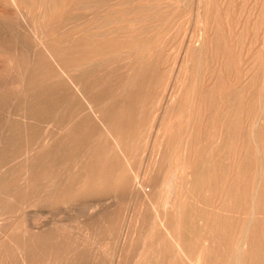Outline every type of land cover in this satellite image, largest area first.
Segmentation results:
<instances>
[{
    "label": "rangeland",
    "instance_id": "1",
    "mask_svg": "<svg viewBox=\"0 0 264 264\" xmlns=\"http://www.w3.org/2000/svg\"><path fill=\"white\" fill-rule=\"evenodd\" d=\"M14 1L0 0V264H264V0Z\"/></svg>",
    "mask_w": 264,
    "mask_h": 264
},
{
    "label": "bare ground",
    "instance_id": "2",
    "mask_svg": "<svg viewBox=\"0 0 264 264\" xmlns=\"http://www.w3.org/2000/svg\"><path fill=\"white\" fill-rule=\"evenodd\" d=\"M16 1H17V0H16ZM16 1H14V2H16ZM16 3H17V2H16ZM13 4H15V3H13ZM23 17H24V16H23ZM24 19H25V18H24ZM199 19H200V17H199ZM200 22H201V21H200ZM26 23H27V22H26ZM203 23H204V22H203ZM28 24H29V23H28ZM34 36H36V35H34ZM45 37H46V36H45ZM198 38H199V37L197 36V39H198ZM194 39H195V38H194ZM45 40H46V39H45ZM196 44H197V42H196ZM196 44H195V45H196ZM44 48H45V46H44ZM140 49H141V48H140ZM199 49H201V48H199ZM199 49H198V51H199L198 53H200V51H201V50H199ZM34 50H35V49H34ZM48 51H49V50H48ZM140 51H141V50H140ZM151 53H152V52H151ZM50 55H51V54H50ZM56 55H57V54H56ZM139 56H140V55H139ZM143 56H144V55H143ZM50 57H52V56H50ZM32 59H33V56H32ZM59 60H60V59H59ZM32 61H33V60H32ZM54 61H55V60H54ZM137 61H139V60H137ZM137 61H136V62H137ZM30 62H31V61H30ZM54 63H55V62H54ZM30 64H31V63H30ZM39 64H40V63H39ZM135 64H136V63H135ZM29 66H30V65H29ZM64 66H65V65H64ZM67 66H68V65H67ZM26 67H27V66H26ZM18 68H19V67H18ZM56 68H57V67H56ZM66 70H67V69H66ZM72 70H73V69H72ZM133 70H134V69H133ZM69 71H70V70H69ZM61 72H62V71H61ZM40 73H41V72H40ZM60 74H61V73H60ZM63 74H64V72H63ZM65 74H66V73H65ZM32 75H33V74H32ZM23 76H24V75H23ZM33 76H34V75H33ZM20 78H22V76H21V77L19 76V79H20ZM23 79H25V78L23 77ZM20 80H21V79H20ZM46 80H48V79H46ZM68 80H69V79H68ZM138 80H139V79H138ZM20 82H21V81H20ZM22 83L24 84V82H22ZM26 83H27V82H26ZM71 83H72V82H71ZM142 83H143V81H142ZM20 84H21V83H20ZM53 84H54V83H53ZM148 84H149V83H148ZM21 86H23V85H21ZM213 87H215V86H213ZM31 88H32V87H31ZM64 88H65V87H64ZM77 88H78V86L76 85V88H75V89H77ZM206 88H207V87H206ZM206 88H205V89H206ZM20 89H22V88L20 87V88H19V91H21ZM207 89H208V88H207ZM241 89H242V88H241ZM75 91H76V90H75ZM78 91H79V90H78ZM80 91H81V90H80ZM179 91H180V89H179ZM179 91H178V93H179ZM239 91H240V90H239ZM175 94H177V93H175ZM203 94H204V93H203ZM225 94H226V92H225ZM172 95H173V94H172ZM177 95H178V94H177ZM179 95H180V94H179ZM174 96H175V95H174ZM174 96H172V97H174ZM201 96H202V95H201ZM210 96H211V95H210ZM228 96H229V95H228ZM175 97H176V96H175ZM229 97H230V96H229ZM229 97H228V98H229ZM83 98H84V96H83ZM139 98H140V97H139ZM169 98H170V96H169ZM210 98H212V97H210ZM221 98H222V97H221ZM231 98H232V97H231ZM231 98H230V99H231ZM85 99H86V101H87V103H88V106H89L90 108H93V109H94V107H92V105H94L92 99H91L90 97L88 98L87 96H85ZM173 99H174V98H173ZM176 99H177V98H176ZM180 99H181V98H180ZM192 99H193V98H192ZM239 99H240V98H239ZM169 100H170V99H169ZM169 100H168V101H169ZM171 100H172V99H171ZM187 100H188V99H187ZM189 100H190V98H189ZM232 100H233V99H232ZM262 100H263V99H262ZM24 101H25V100H24ZM228 101H229V100H228ZM233 101H234V100H233ZM137 102H138V101H137ZM169 102H170V101H169ZM173 102H174V100H173ZM231 102H232V101H231ZM238 102H239V101H238ZM24 103H26V102H24ZM194 103H195V102H194ZM263 103H264V102H263ZM141 104H142V102H141ZM190 104H191V103H190ZM197 104H198V103H197ZM228 104H229V102H228ZM228 104H227V105H228ZM235 104H236V103H235ZM235 104H234V105H235ZM237 104H239V103H237ZM260 104H261V103H260ZM165 105H166V104H165ZM192 105H193V104H192ZM229 105L231 106V104H229ZM234 105H232V106H234ZM140 106H143V105H140ZM158 107H159V106H158ZM163 107H164V106H163ZM186 107H187V106H186ZM227 107H228V106H227ZM235 107H238V109H239V105H238V106H235ZM235 107H234V110L236 109ZM140 108H141V107H140ZM199 108H200V107H199ZM205 108H206V107H205ZM229 108H230V107H229ZM262 108H263V107H261V109H262ZM193 109H194V108H193ZM230 109H231V108H230ZM91 110H92V109H91ZM137 110H138V109H137ZM137 110H136V111H137ZM140 110H142V108H141ZM140 110H139V114H141V111H140ZM161 110H162V109H161ZM185 110H186V109H185ZM232 110H233V107H232ZM189 111H190V110H189ZM204 111H205V110H204ZM204 111H203V113H204ZM216 111H217V110H216ZM223 111H224V110H223ZM225 111H226V110H225ZM236 111H237V109L235 110V112H236ZM95 112H96V111H95ZM191 112H192V111H191ZM205 112H206V111H205ZM228 112H229V111H228ZM231 112H233V111H231ZM260 112H261V111H260ZM262 112H263V111H262ZM80 113H81V112H80ZM83 113H84V112H83ZM155 113H156V112H155ZM165 113H166V112H165ZM197 113H198V112H197ZM222 113H223V112H222ZM233 113H234V112H233ZM238 113H239V112H238ZM60 114H61V113H60ZM156 114H157V113H156ZM183 114H184V113H183ZM191 114H193V113H191ZM210 114H211V113H210ZM216 114H217V113H216ZM259 114L261 115V113H259ZM259 114H258V115H259ZM48 115H49V114H48ZM136 115H137V114H136ZM198 115H199V114H198ZM230 115H231V114H230ZM237 115H238V114H237ZM240 115H241V114H240ZM263 115H264V114H263ZM65 116H66V115H65ZM80 116H81V115H80ZM105 116H106V115H105ZM138 116H139V115H138ZM225 116H226V115H225ZM232 116H233V115H232ZM232 116H231V118H232ZM261 116H262V115H261ZM76 117H77V116H76ZM139 117H140V116H139ZM139 117H138V118H139ZM154 117H155V116H154ZM193 117H194V116H193ZM220 117H221V116H220ZM220 117H219V118H220ZM233 117H235V116H233ZM237 117H238V116H237ZM237 117H235V118H237ZM257 117H258V116H257ZM259 117H260V116H259ZM74 118H75V117H74ZM164 118H165V116H164ZM209 118H210V117H209ZM224 118H225V117H224ZM229 118H230V117H229ZM231 118H230V119H231ZM235 118H234V121H235ZM96 119H97V118H96ZM216 119H217V118H216ZM221 119H222V118H221ZM227 119H228V117H227ZM232 119H233V118H232ZM259 119H260V118H259ZM263 119H264V118H261V120H263ZM124 120H126V119H124ZM138 120H139V119H138ZM193 120H195V119H193ZM210 120H211V119H210ZM224 120H226V119H224ZM224 120H220V121L222 122V121H224ZM237 120H238V119H237ZM240 120H241V118H240ZM98 121H99V120H98ZM106 121H107V120H106ZM203 121H204V120H203ZM203 121H202V122H203ZM257 121H258V120H257ZM76 122H77V121H76ZM124 122H125V121H124ZM200 122H201V121H200ZM221 122H220V123H221ZM225 122H226V121H225ZM231 122H232V121H231ZM244 122H245V121H244ZM203 123H205V122H203ZM235 123H236V122H235ZM255 123H256V120H255ZM259 123H260V122L258 121L257 124L259 125ZM81 124H82V123H81ZM218 124H219V123H218ZM233 124H234V123H232V125H233ZM241 124H243V123H241V121H240L239 126H240ZM24 125H25V124H24ZM101 125H102V124H101ZM209 125H210V124H209ZM223 125H225L224 122H223ZM254 125H255V124H254ZM52 126H53V125H52ZM70 126H71V125H70ZM73 126H74V125H73ZM82 126H83V125H82ZM86 126H87V125H86ZM102 126H103V125H102ZM119 126H120V125H119ZM201 126H202V125H201ZM243 126H244V125H243ZM245 126H246V125H245ZM259 126H260V125H259ZM54 127H55V126H54ZM191 127H192V126H191ZM208 127H210V126H208ZM211 127H212V126H211ZM224 127H225V126H224ZM254 127H255V126H254ZM254 127H253V128H254ZM256 127H258V126H256ZM256 127L254 128L255 130L258 129V128H256ZM3 128H4V127H3ZM52 128H53V127H52ZM80 128H81V126H80ZM98 128H99V127H98ZM203 128H204V127H203ZM205 128H207V127H205ZM253 128H252V129H253ZM4 129H5V128H4ZM59 129H60V128H59ZM68 129H69V128H68ZM107 129H109V127H108ZM194 129H195V128H194ZM197 129H198V128H197ZM231 129H232V128H231ZM24 130H25V129H24ZM45 130H47V129L45 128ZM52 130H53V129H52ZM132 130H133V129H132ZM149 130H150V129H149ZM158 130H159V129H158ZM206 130H207V129H206ZM233 130H234V129H233ZM3 131H4V130H3ZM27 131H28V130H27ZM43 131H44V130H43ZM70 131H72V130H70ZM134 131H135V130H134ZM190 131H191V130H190ZM195 131H196V130H195ZM236 131H237V130H236ZM236 131H235V132H236ZM256 131H257V130H256ZM1 132H2V131H1ZM54 132H56V131H54ZM67 132H68V131H67ZM122 132H123V130H122ZM128 132H129V131H128ZM148 132H150V131H148ZM202 132H203V131H202ZM220 132H221V131H220ZM231 132H232V131H231ZM252 132H253V131H252ZM20 133H21V132H20ZM46 133H47V132H46ZM78 133H79V132H78ZM142 133H143V132H142ZM157 133H158V132H157ZM157 133H156V134H157ZM178 133H179V132H177V134H178ZM197 133H198V131H197ZM207 133H208V132H207ZM255 133H256V132H255ZM255 133H254V134H255ZM3 134H4V133H3ZM26 134L28 135V132H27ZM49 134H51V133H49ZM55 134H56V133H55ZM57 134H58V133H57ZM79 134H81V133H79ZM116 134H117V133H116ZM134 134H135V133H134ZM140 134H141V133H139V135H140ZM179 134H180V133H179ZM188 134H189V133H188ZM194 134H195V133H194ZM239 134H240V133H239ZM38 135H39V134H38ZM59 135H60V134H59ZM111 135H112V134H111ZM130 135H131V134H130ZM162 135H163V134H162ZM191 135H192V134H191ZM209 135H211V134H209ZM234 135H237V134H234ZM12 136H13V135H12ZM89 136H91V135H89ZM117 136H118V134H117ZM132 136H133V135H132ZM214 136H215V135H214ZM225 136H226V135H225ZM242 136H243V135H242ZM24 137H25V136H24ZM30 137H31V136H30ZM46 137H47V136H46ZM46 137H45V138H46ZM53 137H54V136H53ZM59 137H60V136H59ZM84 137H85V136H84ZM201 137H203V136H201ZM205 137H206V135H205ZM237 137H238V136H237ZM33 138H34V137H33ZM101 138H102V137H101ZM131 138H132V137H131ZM161 138H162V136H161ZM203 138H204V137H203ZM208 138H209V136H208ZM254 138H255V137H253V139H254ZM52 139H53V138H52ZM86 139H87V138H86ZM94 139H95V138H94ZM187 139H188V138H187ZM210 139H211V138H210ZM221 139H222V138H221ZM241 139H242V137H241ZM246 139H247V138H246ZM39 140H40V139H39ZM42 140H43V139H42ZM87 140H88V139H87ZM91 140H92V139H91ZM129 140H130V142H131V139H129ZM184 140H185V139H184ZM202 140H203V139H202ZM211 140H212V139H211ZM256 140H257V139H256ZM11 141H12V140H11ZM45 141H46V140H45ZM134 141H135V140H134ZM160 141H161V140H160ZM242 141H243V140H241V143H242ZM13 142H14V141H13ZM50 142H51V141H50ZM194 142H195V140H194ZM198 142H199V141H198ZM216 142H218V141L216 140ZM233 142H234V141H233ZM238 142H239V141H238ZM238 142H237V143H238ZM253 142H254V143L256 142V144H257V141H253ZM89 143H90V142H89ZM126 143H127V141H126ZM199 143H200V142H199ZM44 144H45V143H44ZM46 144H47V143H46ZM111 144H112V143H111ZM111 144H110V145H111ZM113 144H114V143H113ZM122 144H123V143H122ZM129 144H130V143H129ZM154 144H155V143H154ZM161 144H162V143H161ZM256 144H254V145H256ZM132 145H133V144H132ZM134 145H135V144H134ZM213 145H214V144H213ZM38 146H39V145H38ZM38 146H37V147H38ZM41 146H42V145H41ZM104 146H105V145H104ZM159 146H160V145H159ZM164 146H165V145H164ZM198 146H199V145H198ZM198 146H197V147H198ZM201 146H203V145H201ZM214 146H215V145H214ZM17 147H18V146H17ZM50 147H51V146H50ZM109 147H110V146H109ZM117 147H119V146H117ZM117 147H115L114 151L117 149ZM203 147H204V146H203ZM239 147H240V146H239ZM239 147H238V148H239ZM245 147H246V146H245ZM256 147H257V146H256ZM258 147H259V145H258ZM1 148H2V147H1ZM29 148H30V146H29ZM61 148H62V147H61ZM87 148H88V147H87ZM91 148H92V146H91ZM104 148H105V147H104ZM113 148H114V147H111V150H112ZM132 148H133V147H132ZM145 148H146V147H145ZM155 148H156V146H155ZM194 148H195V147H194ZM241 148H242V147H241ZM18 149H19V148H18ZM32 149H33V148H32ZM37 149H38V148H37ZM43 149H44V148H43ZM93 149H94V148H93ZM156 149H157V148H156ZM246 149H248V147H246ZM246 149H245V150H246ZM109 150H110V149H109ZM118 150H120V149H118ZM257 150H258V149H257ZM3 151H4V149H3ZM36 151H37V150H36ZM77 151H78V150H77ZM79 151H80V150H79ZM120 151H121V150H120ZM120 151H119V152H120ZM128 151H129V149H128ZM135 151H136V150H135ZM147 151H148V150H147ZM83 152H84V151H83ZM112 152H113V151H112ZM126 152H127V151H126ZM157 152H158V151H157ZM202 152H203V151H202ZM210 152H211V151H210ZM216 152H217V151H216ZM216 152H215V153H216ZM18 153H19V152H18ZM20 153H21V152H20ZM63 153H64V152H63ZM79 153H81V152H79ZM109 153H110V152H109ZM117 153H118V152H117ZM182 153H183V152H182ZM184 153H185V152H184ZM187 153L189 154V152H187ZM187 153H186V154H187ZM220 153H222V152H220ZM227 153H228V152H227ZM244 153H245V152H244ZM66 154H67V153H66ZM85 154H86V153H85ZM114 154H115V153H114ZM119 154H120V153H119ZM119 154H118V155H119ZM122 154H123V153H122ZM127 154H128V153H127ZM160 154H161V153H160ZM165 154H166V153H165ZM210 154H211V153H210ZM217 154H218V153H217ZM262 154H263V153H262ZM17 155L19 156V154H17ZM21 155H22V154H21ZM36 155H37V154H36ZM108 155H109V154H108ZM132 155H133V154H132ZM166 155H167V154H166ZM183 155H184V154H183ZM207 155H208V154H207ZM243 155H244V154H243ZM6 156H7V155H6ZM123 156H124V155H123ZM163 156H164V154H163ZM192 156H193V155H192ZM222 156H223V154H222ZM258 156H259V155H258ZM1 157H2V156H1ZM19 157H20V156H19ZM30 157H31V156H30ZM37 157H38V156H37ZM124 157H125V156H124ZM129 157H131V156H129ZM155 157H156V156H155ZM243 157H244V156H243ZM260 157H261V156H260ZM113 158H114V157H113ZM115 158H116V157H115ZM151 158H152V156H151ZM177 158H178V157H177ZM206 158H207V157H206ZM20 159H21V158H20ZM99 159H100V158H99ZM127 159H128V158H127ZM164 159H166V157H165ZM260 159H261V158H260ZM260 159H259V161H260ZM83 160H84V159H83ZM104 160H105V159H104ZM106 160H107V159H106ZM119 160H120V159H119ZM121 160H122V159H121ZM159 160H160V159H159ZM206 160H207V159H206ZM206 160H205V161H206ZM2 161H3V160H2ZM25 161H26V160H25ZM69 161H70V160H69ZM132 161H133V160H132ZM185 161H186V159H185ZM210 161H211V160H210ZM217 161H218V160H217ZM217 161H216V162H217ZM222 161H223V160H222ZM224 161H225V160H224ZM26 162H27V161H26ZM30 162H31V161H30ZM37 162H38V161H37ZM114 162H116V161H114ZM117 162L119 163L120 161L117 160ZM130 162H131V159H130ZM245 162H246V161H245ZM40 163H41V162H40ZM62 163H63V162H62ZM72 163H73V162H72ZM101 163H102V162H101ZM167 163H168V161H167ZM11 164H12V163H11ZM27 164H28V163H27ZM67 164H68V163H67ZM107 164H108V163H107ZM127 164H128V163H127ZM162 164L164 165L165 163H162ZM168 164H169V163H168ZM200 164H201V163H200ZM220 164H222V163H220ZM237 164H238V163H237ZM259 164L262 165V163H259ZM120 165H121V163L119 164V166H120ZM155 165H156V164H155ZM208 165H209V164H208ZM208 165H207V166H208ZM223 165H224V164H223ZM238 165H239V164H238ZM63 166H64V165H63ZM67 166H68V165H67ZM147 166H148V165H147ZM175 166H176V165H175ZM236 166H237V165H236ZM259 166H260V165H259ZM7 167H8V166H7ZM65 167H66V166H65ZM69 167H70V166H69ZM79 167H80V166H79ZM117 167H118V164H117ZM122 167H123V165H122ZM126 167H127V166H126ZM158 167H159V165H158ZM195 167H196V166H195ZM218 167H219V166H218ZM257 167H258V165H257ZM261 167H262V166H261ZM261 167H260V169H262ZM55 168H56V167H55ZM115 168H116V167H115ZM162 168H163V167H162ZM201 168H202V167H201ZM48 169H49V168H48ZM121 169H122V168H121ZM153 169H154V168H153ZM230 169H231V168H230ZM235 169H236V168H235ZM12 170H13V169H12ZM60 170H61V169H60ZM115 170H116V169H115ZM193 170H194V169H193ZM7 171H8V170H7ZM13 171H14V170H13ZM118 171H119V169H118ZM120 171H121V170H120ZM160 171H161V170H160ZM182 171H183V170H182ZM195 171H196V170H195ZM205 171H206V169H205ZM232 171H233V169H232ZM260 171H261V170H260ZM11 172H12V171H11ZM56 172H57V171H56ZM64 172H65V171H64ZM77 172H78V171H77ZM126 172H127V171H126ZM155 172H158V170H157V171L155 170ZM172 172H173V171H172ZM176 172H178V170H177ZM176 172H175V173H176ZM192 172H193V171H192ZM209 172H210V170H209ZM83 173H84V172H83ZM86 173H87V172H86ZM92 173H93V172H92ZM118 173H120V172H118ZM124 173H125V172H124ZM146 173H147V171H146ZM164 173H165V171H164ZM178 173H179V172H178ZM220 173H221V172H220ZM259 173H260V172H259ZM5 174H6V172H5ZM54 174H55V173H54ZM54 174H52V175H54ZM94 174H95V173H94ZM126 174H128V173H126ZM170 174H171V173H170ZM256 174H257V172H256ZM261 174H263V173H261ZM123 175H124V174H123ZM135 175H138V174L136 173ZM258 175H259V174H258ZM17 176H18V175H17ZM59 176H60V175H59ZM59 176H58V177H59ZM85 176H86V175H85ZM101 176H102V175H101ZM140 176H141V175H140ZM173 176H174V175H173ZM173 176L171 175V177H173ZM179 176H180V175H179ZM197 176H198V174H197ZM222 176H223V175H222ZM241 176H242V175H241ZM81 177H82V176H81ZM118 177H119V175H118ZM127 177H128V176H127ZM169 177H170V175H169ZM169 177H168V178H169ZM177 177H178V176H177ZM188 177H189V176H187V178H188ZM235 177H236V176H235ZM256 177L258 178L257 175H256ZM54 178H55V177H54ZM119 178H120V177H119ZM134 178H135V177H134ZM136 178H137V177H136ZM185 178H186V177H185ZM189 178H190V177H189ZM189 178H188V179H189ZM206 178H207V177H206ZM211 178H212V177H211ZM245 178H246V177H245ZM260 178H261V176H260ZM260 178H259V179H260ZM80 179H81V178H80ZM87 179H88V178H87ZM137 179H138V178H137ZM188 179H186V180H188ZM240 179H241V178H240ZM261 179H262V178H261ZM2 180H3V179H2ZM22 180H23V179H22ZM35 180H36V179H35ZM43 180H44V179H43ZM84 180H85V179H84ZM116 180H117V179H116ZM131 180H132V179H131ZM138 180H139V179H138ZM172 180H173V179H172ZM175 180H176V179H175ZM3 181H4V180H3ZM23 181H24V180H23ZM60 181H61V179H60ZM60 181H59V182H60ZM96 181H97V180H96ZM134 181L136 182V180H134ZM134 181H133V182H134ZM166 181H167V180H166ZM166 181H165V182H166ZM169 181H171V178H170ZM196 181H197V180H196ZM255 181H256V183H257V180H255ZM29 182H30V181H29ZM67 182H68V181H67ZM131 182H132V181H131ZM131 182H130V183H131ZM133 182H132V184H133ZM258 182H259V181H258ZM260 182H261V180H260ZM20 183H21V182H20ZM57 183H58V182H57ZM85 183H86V182H85ZM169 183H170V182H168V184H169ZM186 183H187V182H186ZM2 184H3V183H2ZM36 184H37V183H36ZM69 184H70V183H69ZM73 184H74V183H73ZM137 184H138V183H137ZM164 184H165V183H164ZM172 184H173V183H172ZM259 184H260V183H259ZM94 185H95V184H94ZM97 185H98V184H97ZM166 185H167V184H165L164 186H166ZM173 185L176 186L175 184H173ZM181 185H182V183H181ZM181 185H180V186H181ZM187 185H189V184H187ZM234 185H235V184H234ZM55 186H56V184H55ZM136 186H137V185H136ZM164 186H163V187H164ZM167 186H169V185H167ZM170 186H171V185H170ZM221 186H222V185H221ZM256 186H257V185H256ZM259 186H260V185H259ZM51 187H52V186H51ZM91 187H92V186H91ZM93 187H94V186H93ZM96 187H97V186H96ZM140 187H143V190L146 188L145 185H144L143 183H140ZM176 187H177V186H176ZM176 187H175V188H176ZM190 187H191V186H190ZM197 187H198V186H197ZM257 187H258V186H257ZM257 187H256V188H257ZM52 188H53V187H52ZM228 188H229V187H228ZM25 189H26V188H25ZM44 189H46V188H44ZM49 189H50V188H49ZM94 189H95V188H94ZM172 189H173V188H172ZM172 189H171V190H172ZM176 189H178V188H176ZM185 189H186V187H185ZM8 190H9V189H8ZM15 190H16V189H15ZM26 190H27V189H26ZM29 190H30V189H29ZM46 190H47V192H49L48 189H46ZM52 190H54V189H52ZM87 190H88V189H87ZM103 190H104V189H103ZM147 190H148V189H147ZM171 190L168 191V189H167L168 193H167V195L165 194V195H166L165 198L163 197L164 200H163V202H162V206H163L164 208H166V209H167V208H168V209L174 208L175 205H176V201H175V197H174V192H172ZM180 190H181V189H180ZM199 190H200V189H199ZM204 190H205V188H204ZM223 190H224V189H223ZM223 190H222V191H223ZM250 190H251V189H250ZM253 190H254V189H253ZM255 190H256V191H257V190L259 191V188H258V189H255ZM136 191H137V190H136ZM158 191H159V190H158ZM186 191H187V190H186ZM227 191H228V190H227ZM241 191H242V190H241ZM8 192H9V191H8ZM25 192H28V191H25ZM33 192H34V191H33ZM50 192H51V191H50ZM52 192H53V191H52ZM61 192H62V191H61ZM180 192H181V191H180ZM187 192H188V191H187ZM194 192H195V191H194ZM254 192H255V191H254ZM90 193H91V192H90ZM137 193L140 194V192H137ZM145 193H146V191H145ZM145 193H144V194H145ZM175 193H176V191H175ZM185 193H186V192H185ZM185 193H184V194H185ZM191 193H193V192H191ZM191 193H189V194L192 195ZM0 194H1V193H0ZM44 194H46V193H44ZM52 194H53V193H52ZM54 194H55V193H54ZM184 194L182 195V198H183ZM202 194H203V192H202ZM207 194H208V193H207ZM220 194H221V192H220ZM1 195H2V194H1ZM40 195H42V194H40ZM60 195H61V194H60ZM137 195H138V194H137ZM165 195H164V196H165ZM225 195H226V194H225ZM33 196H34V195H33ZM44 196H45V195H44ZM141 196H143V195H141ZM175 196H176V195H175ZM218 196H219V195H218ZM218 196H217V197H218ZM226 196H228V195H226ZM254 196H255V195H254ZM49 197H50V196H49ZM54 197H56V196H54ZM61 197H62V196H61ZM144 197H145V196H144ZM146 197H147V195H146ZM230 197H231V196H230ZM44 198H46V197H44ZM224 198H225V197H224ZM226 198H227V197H226ZM7 199H8V198H7ZM39 199H40V197H39ZM51 199H52V198H51ZM57 199H58V198H57ZM199 199H200V198H199ZM199 199H198V201H199ZM222 199H223V198H222ZM240 199H241V198H240ZM253 199H254V198H253ZM190 200H191V199H190ZM194 200H195V199H194ZM35 201H36V200H35ZM145 201H146V200H145ZM179 201H181V199H179ZM192 201H193V200H192ZM198 201H197V202H198ZM222 201H223V200H222ZM241 201H242V200H241ZM253 201H254V200H253ZM118 202H119V201H118ZM186 202H187V201H186ZM33 203H34V202H33ZM119 203H120V202H119ZM144 203H146V202H144ZM202 203H204V202L202 201ZM252 203H253V202H252ZM0 204H1V203H0ZM35 204H36V202H35ZM200 204H201V203H200ZM200 204L198 203V205H200ZM215 204H216V203H215ZM227 204H228V203H227ZM30 205H32L31 202H30ZM140 205H141V204H140ZM144 205H145V204H143V206H144ZM188 205H189V204H188ZM229 205H230V204H229ZM146 206H147V204H146ZM153 206H154V205H153ZM186 206H187V205H186ZM200 206H201V205H200ZM204 206H205V205H204ZM29 207H30V206H29ZM178 207H179V206H178ZM218 207H219V206H218ZM218 207H217V208H218ZM242 207H243V206H242ZM145 208H146V207H145ZM206 208H207V207H206ZM217 208H216V209H217ZM222 208H223V207H222ZM252 208L254 209V207H252ZM252 208H251V209H252ZM94 209H95V208H94ZM209 209H210V208H209ZM211 209H212V208H211ZM253 209H252L251 211H254ZM154 210H155V209H154ZM164 210H165V209H164ZM172 210H173V209H172ZM178 210H179V209H178ZM182 210H183V209H182ZM203 210H204V209H203ZM205 210H206V209H205ZM174 211H175V209H174ZM174 211H173V212H174ZM185 211H187V210H185ZM201 211H202V210H201ZM217 211H218V210H217ZM220 211H221V210H220ZM237 211H238V209H237ZM240 211H241V210H240ZM84 212H85V211H84ZM175 212H176V211H175ZM193 212H194V211H193ZM204 212H205V211H204ZM234 212H235V211H234ZM79 213H80V212H79ZM150 213H151V212H150ZM156 213H157V212H155V215H156ZM164 213H165V211H164ZM181 213H182V212H181ZM219 213H220V212H219ZM223 213H224V211H223ZM75 214H76V213H75ZM220 214H221V213H220ZM227 214H229V213H227ZM235 214H236V213H235ZM235 214H234V215H235ZM191 215H192V214H191ZM250 215H252V214L250 213ZM83 216H84V215H83ZM150 216H151V215H150ZM150 216H149V217H150ZM193 216H194V215H193ZM198 216H199V215H198ZM198 216H197V217H198ZM202 216H203V215H202ZM242 216H243V215H242ZM248 216H249V215H248ZM255 216H257V215L255 214ZM0 217H1V216H0ZM60 217H61V216H60ZM79 217H80V216H79ZM149 217H148V219H149ZM155 217H156V216H155ZM155 217H153V218L155 219ZM219 217H220V216H219ZM229 217H230V216H229ZM9 218H10V217H9ZM11 218H12V217H11ZM33 218H34V217H33ZM153 218H152V219H153ZM158 218H159V217H158ZM192 218H193V217H192ZM198 218H199V217H198ZM198 218H197V220H198ZM253 218H254V217H253ZM20 219H23V218H20ZM99 219H100V218H99ZM136 219H138V216H137ZM150 219H151V217H150ZM176 219H177V218H176ZM182 219H183V217H182ZM199 219H200V218H199ZM205 219H206V218H205ZM216 219H217V218H216ZM216 219H215V220H216ZM249 219H250V217H249ZM255 219H256V218H255ZM31 220H32V218H31ZM35 220H36V219H35ZM192 220H193V219H192ZM203 220H204V219H203ZM250 220H251V219H250ZM252 220H253V219H252ZM38 221H39V220H38ZM96 221H97V220H96ZM104 221H105V220H104ZM137 221H138V220H137ZM137 221H136V222H137ZM150 221H151V220H150ZM150 221H149V222H150ZM153 221H154V220H153ZM244 221H245V220H244ZM253 221H254V220H253ZM40 222H41V221H40ZM70 222H71V221H70ZM146 222H147V221H146ZM180 222H181V221H180ZM185 222H186V221H185ZM200 222H201V221H200ZM200 222H199V220L197 221V223H200ZM205 222H206V221H205ZM222 222H223V221H222ZM43 223H44V222H43ZM152 223H153V222H152ZM175 223H176V222H175ZM175 223H174V226H175ZM181 223H182V222H181ZM217 223H218V222H217ZM249 223H250V222L248 221V224H247V225H248V228H250V227H249ZM28 224H29V223H28ZM35 224H36V223H35ZM147 224H148V223H147ZM154 224H155V223H153V225H154ZM161 224L164 225L163 222H162ZM168 224H170V223H168ZM210 224H211V223H210ZM253 224H254V222H253ZM17 225H19V224H17ZM54 225H55V224H54ZM133 225H134V224H133ZM136 225H137V224H136ZM145 225H146V223H145ZM163 225H162V226H163ZM181 225H182V224H181ZM181 225H180V227H181ZM202 225H203V224H202ZM232 225H233V224H232ZM234 225H235V224H234ZM251 225H252V223H251ZM31 226H32V225H31ZM38 226H39V225H38ZM38 226H37V227H38ZM115 226H116V224H115ZM146 226L148 227V225H146ZM23 227H24V224H23ZM32 227H33V226H32ZM39 227H40V226H39ZM54 227H55V226H54ZM136 227H137V226H136ZM169 227H170V225H169ZM197 227H198V226H197ZM202 227H204V226H202ZM209 227H210V226H209ZM212 227H213V225H212ZM226 227H227V226H226ZM226 227H225V228H226ZM13 228H15V227H13ZM16 228H17V227H16ZM16 228H15V230H16ZM28 228H29V227H28ZM56 228H57V227H56ZM150 228H151V227H150ZM150 228H148V229H150ZM153 228H154V227H153ZM153 228H152V230H153ZM204 228H205V227H204ZM248 228H247V229H248ZM259 228H260V227H259ZM23 229H24V228H23ZM33 229H34L35 231H37L36 228H33ZM50 229H51V228H50ZM179 229H180V228H179ZM181 229H182V228H181ZM202 229H203V228H202ZM206 229H207V228H206ZM210 229H211V228H210ZM243 229H246V228H243ZM255 229H256V228H255ZM5 230H6V229H5ZM42 230H43V228H42ZM150 230H151V229H150ZM150 230H149V233L152 232V231L150 232ZM199 230H200V229H199ZM22 231H23V230H22ZM32 231H33V230H32ZM49 231H50V230H49ZM155 231H156V230H155ZM202 231H203V230H202ZM216 231H217V230H216ZM247 231H248V230H247ZM260 231H261V230H260ZM1 232H2V231H1ZM8 232H9V231H8ZM8 232H7V234H8ZM25 232H26V231H25ZM25 232H23V235H25V234H24ZM53 232H54V231H53ZM55 232H56V230H55ZM159 232L161 233V231H159ZM184 232H185V231H184ZM221 232H222V231H221ZM236 232H237V231H236ZM238 232H239V230H238ZM42 233H43V232H42ZM146 233H148V232H146ZM146 233H145V234H146ZM192 233H193V232H192ZM200 233H201V232H200ZM215 233H216V232H215ZM245 233H246V231H245ZM253 233H255V232H253ZM5 234H6V233H5ZM17 234H18V232H17ZM51 234H52V233H51ZM61 234H62V233H61ZM86 234H87V233H86ZM145 234H144V235H145ZM167 234L171 235L170 237L172 238V241L174 242L173 244H175V245L179 248L178 250H181L180 241H179V239L176 238V235H174V234H172V233H170V232L168 233V231H167ZM222 234H223V233H222ZM222 234H221L220 236H222ZM1 235H2V234H0V236H1ZM49 235H50V234H49ZM149 235H150V234H149ZM157 235H158V234H157ZM159 235H160V234H159ZM208 235H209V234H208ZM244 235H245V234H244ZM244 235H243L242 238H239V239H243V240L245 241L246 237L244 238ZM261 235H262V234H261ZM261 235H260V236H261ZM5 236H6V235H5ZM16 236H17V235H16ZM25 236H26V235H25ZM27 236H28V235H27ZM84 236H85V235H84ZM87 236H88V235H87ZM196 236H198V235H196ZM210 236H211V238H212V235H210ZM215 236H216V235H215ZM225 236H226V235H225ZM229 236H230V235H229ZM229 236H228V237H229ZM247 236H248V235H247ZM255 236H256V235H255ZM260 236H259V237H260ZM10 237H11V236H10ZM33 237H34V235H33ZM33 237H32V238H33ZM131 237H133V234H132ZM163 237H164V236H163ZM207 237H208V236H207ZM207 237H205V238H207ZM223 237H224V236H223ZM259 237H258V238H259ZM28 238H29V237H28ZM150 238H151V237H150ZM157 238H158V237H157ZM159 238H160V237H159ZM217 238H219V237L217 236ZM6 239H7V238H6ZM15 239H16V238H15ZM37 239H38V238H37ZM48 239H49V238H48ZM131 239H132V238H131ZM161 239H162V238H161ZM161 239H160V240H161ZM164 239H165V238H164ZM192 239H193V238H192ZM197 239H198V238H197ZM207 239H208V238H207ZM224 239H225V238H224ZM231 239H232V238H231ZM247 239H248V238H247ZM250 239H251V238H250ZM2 240H3V239H2ZM8 240H9V239H8ZM49 240H50V239H49ZM49 240H48V241H49ZM85 240H86V239H85ZM151 240H152V239H151ZM189 240H191V238H190ZM193 240H194V239H193ZM201 240H202V239H201ZM201 240H200V241H201ZM204 240H205V239H204ZM216 240H217V239H216ZM243 240H242V241H243ZM4 241H5V240H4ZM22 241H23V239H22ZM36 241H37V240H36ZM50 241H51V240H50ZM143 241H144V240H143ZM149 241H150V240H149ZM186 241H187V240H186ZM194 241H195V240H194ZM209 241H210V240H209ZM229 241H230V240H229ZM232 241H234V240H232ZM9 242H10V240H9ZM40 242H41V241H40ZM53 242H54V240H53ZM153 242H154V241H153ZM157 242H158V241H157ZM205 242H207V240H205ZM205 242H203V243L205 244ZM215 242H216V241H215ZM234 242H235V241H234ZM247 242H248V241H247ZM247 242H246V243H247ZM254 242H255V241H254ZM263 242H264V241H263ZM23 243H24V242H23ZM45 243H47V241H45ZM158 243H160V241H159ZM158 243H156V244H157V247H156V248H159V249H160L161 246H160ZM209 243H210V242H209ZM212 243H213V242H212ZM220 243H221V242H220ZM222 243H223V242H222ZM244 243H245V242H244ZM244 243H243V244H244ZM249 243H250V242H249ZM6 244H7V243H6ZM17 244H18V243H17ZM20 244H21V243H20ZM26 244H27V241H26ZM49 244H50V243H49ZM156 244H155V245H156ZM239 244H240V243H239ZM8 245H9V244H8ZM18 245H19V244H18ZM21 245H22V244H21ZM21 245H20V246H21ZM29 245H30V244H29ZM32 245H34V244H32ZM42 245H44V244H42ZM55 245H56V244H55ZM142 245H144V244H142ZM153 245H154V243H153ZM158 245H159L160 247H159ZM175 245H174V246H175ZM184 245H185V244H184ZM206 245H207V244H206ZM244 245H245V244H244ZM247 245H248V244H247ZM262 245H263V244H262ZM9 246H10V245H9ZM163 246H164V245H163ZM163 246H162V247H163ZM165 246H166V245H165ZM174 246H173V247H174ZM222 246H223V245H222ZM222 246H220V248H223ZM242 246H243V245H242ZM11 247H12V246H11ZM15 247H16V246H15ZM31 247H32V246H31ZM169 247H170V246H169ZM173 247H172V248H173ZM177 247H176V248H177ZM205 247H206V246H205ZM234 247H235V246H234ZM240 247H241V244H240ZM240 247H239V248H240ZM243 247H244V246H243ZM0 248H1V247H0ZM32 248H33V247H32ZM57 248H58V247H57ZM107 248H108V247H107ZM150 248H151V246H150ZM164 248H167V249H168V247H164ZM210 248H211V247H210ZM241 248H242V247H241ZM258 248H259V247H258ZM6 249H8V248H5V250H6ZM22 249H23V251H24V248H22ZM50 249H51V248H50ZM99 249H100V248H99ZM140 249H141V248H140ZM153 249H154V248H153ZM167 249H166V250H167ZM174 249H175V248H174ZM174 249H173V251H174ZM204 249H205V248H204ZM206 249H207V247H206ZM237 249H238V248H237ZM259 249H260V248H259ZM17 250H18V249H17ZM157 250H158V249H157ZM168 250H169V249H168ZM182 250H183V249H182ZM189 250H190V249H189ZM224 250H226V249H224ZM239 250H240V249H239ZM244 250H245V248H244ZM256 250H257V247H256ZM6 251H7V250H6ZM13 251H14V250H13ZM23 251H22V253H24ZM35 251H36V250H35ZM43 251H45V250H43ZM50 251H51V250H50ZM50 251H49V252H50ZM152 251H153V250H152ZM154 251H155V250H154ZM163 251H164V249H163ZM169 251H170V250H169ZM211 251H212V250H211ZM233 251H234V249H233ZM236 251H237V250H236ZM257 251H258V250H257ZM4 252H5V251H4ZM4 252H1V253L4 254ZM155 252H158V253H159L160 250H159V251H155ZM166 252H167V251H166ZM193 252H194V251H193ZM220 252H221V251H220ZM223 252H224V251H223ZM258 252H259V254H260V251H258ZM11 253H12V252H11ZM16 253H19V251H17ZM31 253H32V252H31ZM95 253H96V252H95ZM161 253H162V252H161ZM164 253H165V251H164ZM172 253H173V252H172ZM172 253H171V256L173 257V254H172ZM179 253H180V252H179ZM185 253H186V252H185ZM210 253H211V252H210ZM238 253H240V252H237V254H238ZM14 254H15V252H14ZM43 254H44V252H43ZM70 254H71V253H70ZM155 254H157V253H155ZM190 254H191V253H190ZM224 254H226V253H224ZM231 254H232V253H231ZM240 254H242V252H241ZM240 254H239V256L237 255V257H236V256H235V257H236V258H239V257H240ZM37 255H39V253H37ZM41 255H42V254H41ZM108 255H109V254H108ZM138 255H139V254H138ZM138 255H137V256H138ZM165 255H166V254H165ZM219 255H220V254H219ZM226 255H227V254H226ZM226 255H225V257H226ZM245 255H246V254H245ZM254 255H255V254H254ZM260 255L262 256V254H260ZM2 256H3V255H2ZM21 256H22V255H21ZM44 256H45V254H44ZM49 256H50V255H49ZM68 256H69V255H68ZM143 256H144V255H143ZM143 256H142V257H143ZM153 256H155V255H153ZM156 256H159V255H156ZM220 256H221V255H220ZM241 256H242V255H241ZM247 256H248V255H247ZM255 256H256V255H255ZM6 257L8 258V255H7ZM10 257L12 258V256H10ZM69 257H70V256H69ZM175 257H176V256H175ZM198 257H199V256H198ZM209 257H210V256H209ZM222 257H223V256H222ZM243 257H244V256H243ZM256 257H257V256H256ZM256 257H255V259H256ZM262 257H263V256H262ZM26 258H27V256H26ZM30 258H32V257H30ZM33 258H34V257H33ZM155 258H156V257H155ZM163 258H164V256H163ZM169 258H170V256H169ZM4 259H5V258H4ZM14 259H15V258H14ZM17 259H18V257L16 258V260H17ZM21 259H22V258H21ZM24 259H25V258H24ZM24 259H23V260H24ZM43 259H44V258H43ZM96 259H97V258H96ZM140 259H141V258H140ZM149 259H150V257H149ZM157 259H158V258H157ZM197 259H198V258L196 257V260H192V261H190V263H191V264H200L199 261H198ZM199 259H200V257H199ZM218 259H219V258H218ZM229 259H230V258H228L227 261H229ZM233 259H234V258H233ZM239 259H240V258H239ZM245 259L247 260L248 258H245ZM249 259H250V258H249ZM31 260H32V259H31ZM134 260H135V259H134ZM136 260H137V259H136ZM153 260H154V259H153ZM167 260H168V259H167ZM172 260H173V258H172ZM235 260L238 261V259H235ZM242 260L244 261V258H242ZM29 261H30V260H29ZM35 261H36V260H35ZM41 261H42V260H41ZM56 261H57V260H56ZM146 261H147V259H146ZM168 261H170V260H168ZM175 261H176V260H175ZM207 261H208V260H207ZM207 261H206V262H207ZM212 261H213V260H212ZM223 261H224V260H223ZM262 261H263V260H261V262H262ZM172 262H173V261H172ZM186 262H187V261H186ZM206 262H205V263H206ZM225 262H226V261H225ZM230 262H231V261H230ZM232 262H233V261H232ZM244 262H245V261H244ZM244 262H243V263H244ZM261 262H260V263H261ZM23 263L25 264V262H23ZM136 263H137V261H136ZM184 263H185V262H184ZM184 263H183V264H184ZM212 263H213V262H212ZM223 263H224V262H223ZM235 263H236V262H235ZM235 263H234V264H235ZM239 263H240V260H239ZM239 263H237V264H239ZM248 263H249V260H248ZM250 263H251V262H250ZM255 263H256V261H255ZM262 263H263V262H262ZM27 264H28V263H27ZM30 264H31V261H30ZM54 264H55V263H54ZM134 264H135V263H134ZM180 264H181V263H180ZM227 264H228V263H227Z\"/></svg>",
    "mask_w": 264,
    "mask_h": 264
}]
</instances>
